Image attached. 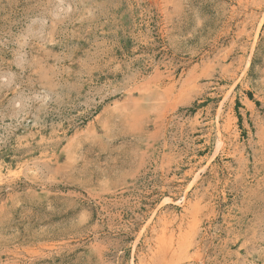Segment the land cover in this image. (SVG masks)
Listing matches in <instances>:
<instances>
[{"label": "rangeland", "instance_id": "obj_1", "mask_svg": "<svg viewBox=\"0 0 264 264\" xmlns=\"http://www.w3.org/2000/svg\"><path fill=\"white\" fill-rule=\"evenodd\" d=\"M0 264H264V0H0Z\"/></svg>", "mask_w": 264, "mask_h": 264}]
</instances>
